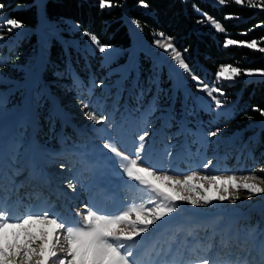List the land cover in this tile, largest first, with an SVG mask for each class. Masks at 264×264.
<instances>
[{"label": "rangeland", "instance_id": "rangeland-1", "mask_svg": "<svg viewBox=\"0 0 264 264\" xmlns=\"http://www.w3.org/2000/svg\"><path fill=\"white\" fill-rule=\"evenodd\" d=\"M205 1L220 5L218 0ZM0 17L6 18L4 14ZM127 24L131 47L126 50L109 47L105 53H100L88 36H74L77 26L72 22L45 21L40 11L34 29L21 28L12 32H8L7 26L0 29V35L4 36L0 40V173L3 174L0 183L8 187V178L14 176L19 190L10 194L9 204L18 213L47 200L64 216L80 221L82 216L77 213L83 214L89 203L117 211L133 202H145L144 194L129 186L134 182L127 181V177L121 179L115 173L105 177L100 186H78L76 193L68 187V181L73 178V173L68 171L75 160L72 152L91 150L94 144L102 146L103 143L98 138L100 133L94 130L105 126L90 121L85 114L88 110L103 114L110 123L120 126L125 148H131L133 139L147 130L152 145L148 163L169 174L183 178L192 171L201 175L237 176L255 172L264 179V173L257 171L264 167V147L255 143L254 130L264 123L251 122L242 129L225 125L232 117L234 106L231 92L225 87L264 77L241 74L232 81L204 82L224 92L223 96L213 93L223 104L216 108L207 93L197 91L188 73L180 70L182 80L176 76L172 67L175 62L153 42L160 39L158 35L145 39L132 21ZM31 33L35 34L37 42L27 53L18 44ZM50 40H55L65 51L77 49L84 54H96L100 62L92 73L86 75L84 72L82 76L87 80H82L67 62L64 68L54 67L48 57ZM145 59L149 61L146 75L138 68V62ZM152 80L154 84H150ZM163 83H168L167 87L162 86ZM148 88L150 91L141 95V89ZM84 104H88L89 109H85ZM39 126L45 127L47 140L36 137L35 130ZM216 128L221 129L218 136H209L208 133ZM129 155L134 157L133 153ZM209 160L212 163L204 168ZM61 164L66 165L63 170ZM15 169L20 170L18 174ZM34 169L43 173L46 183L32 177ZM21 184L23 186L19 187ZM44 186L50 190L47 199L43 198ZM206 195L217 193L209 191ZM246 195V190H241L236 204L214 200L213 211L203 217L190 213L204 210L184 204L188 211L182 212L178 221L151 238L148 244L156 240L163 242L178 229L181 239L189 230L204 239L212 226L219 224L231 226L234 232H239L241 243L247 239L251 247L249 234L252 229L264 228V195L257 194L251 199H246Z\"/></svg>", "mask_w": 264, "mask_h": 264}, {"label": "snow or ice", "instance_id": "snow-or-ice-1", "mask_svg": "<svg viewBox=\"0 0 264 264\" xmlns=\"http://www.w3.org/2000/svg\"><path fill=\"white\" fill-rule=\"evenodd\" d=\"M218 2L220 5L226 4V0ZM234 2L240 6L246 3L248 8L260 7L264 10V0ZM99 6L104 9L113 7V4L111 0H99ZM138 6L147 8L148 4L145 0H139ZM4 8L5 5L0 3V12ZM225 18L232 19L231 16ZM209 19L217 32L226 31L219 22ZM0 20L3 21L0 29L7 26L8 32L23 27L14 18L0 17ZM133 23L137 28L141 27L138 22ZM84 35L90 38L100 53H105L110 47L101 44L94 34L85 32ZM157 35L160 39L153 42L175 62L172 67L176 76L182 80L180 70L188 73L195 82L197 91L207 93L216 108L223 107L222 101L213 96V93L223 96L222 89L204 83L192 71L172 37L165 36L164 33ZM3 39L4 36L0 35V40ZM233 45L264 53V47H258L256 40L246 42L228 38L224 42L226 48ZM184 51L187 52L188 49ZM241 74L264 77V70H242L231 64L221 65L216 73V82L219 83L221 79L232 81ZM154 83V80L150 81V84ZM145 91H150V88L141 89V95ZM84 108L89 109V105L84 104ZM254 111H259L264 116V110ZM85 114L94 124L105 126L94 130L100 133L98 138L103 143L102 146L94 144L91 150L85 148L72 152L75 160L68 171L73 173V178L68 181V187L76 193L78 186H100L105 177L115 173L121 179L127 177V181L134 182L129 186L138 188L144 194L145 202H133L117 211H109L96 203H89L85 205L86 211L83 214L77 213L82 216L80 221L64 216L47 200L29 206L24 213H18L9 204L10 194L19 190L14 176H10L8 187L0 183V264H264V228L252 229L249 234L251 247L248 246L247 239L241 243L239 232H234L231 226L219 224H214L204 239H199L198 234L194 236L190 230L181 239L178 229L170 233L165 241L156 240L148 244L151 238L178 221L182 212L188 211L183 207L184 204L191 205L193 209L204 210L190 213L191 215L207 216L214 209V200L236 204L241 190H246V199L257 194L264 195V179H260L255 172L237 176L201 175L198 171L180 178L148 163L152 145L149 142L151 134L147 130L133 139L131 148H125L120 126L110 123L107 117L93 110H88ZM220 131V128H216L208 135L217 137ZM129 153H133L134 157ZM211 163L209 160L203 167L208 168ZM60 167L63 170L66 165L61 164ZM116 169L119 171L116 172ZM19 171L15 169V174ZM257 171L264 173V167ZM2 175L0 173V177ZM32 177L46 183L43 173L38 170H33ZM22 186L21 184L19 187ZM209 191H214L217 195H206ZM16 203L19 204L20 201L17 200ZM253 251L256 255H253Z\"/></svg>", "mask_w": 264, "mask_h": 264}, {"label": "trees", "instance_id": "trees-1", "mask_svg": "<svg viewBox=\"0 0 264 264\" xmlns=\"http://www.w3.org/2000/svg\"><path fill=\"white\" fill-rule=\"evenodd\" d=\"M41 1L45 21L68 20L77 26L74 36L88 32L96 35L101 44L110 47L124 50L131 47L127 21L138 22L140 32L148 40L151 35L164 33L173 38L177 49L203 82L214 81L221 65L264 70V53L243 46H224L225 40L231 38L246 42L256 40L258 47H264V27H257L264 25V11L248 8L245 4L240 6L232 0H226L225 5H213L205 0H145L148 7L142 8L138 6L139 0H111L113 7L101 9L99 0H0L5 5L0 15L17 19L24 29H34ZM227 16L232 19H226ZM209 18L219 22L226 31L217 32ZM24 38L18 47L28 53L37 39L34 33ZM48 52L54 67L64 68L67 62L82 80H87L82 76L84 72L86 75L92 73L100 62L93 53L84 54L77 49L65 51L55 40H50ZM138 68L144 75L148 74V59L138 62ZM225 88L231 92L234 102L232 117L226 127L242 129L251 122L264 123V116L254 111L264 110V79L239 81ZM40 127L35 130L36 137L47 140L45 127ZM254 130L255 143L264 147V124Z\"/></svg>", "mask_w": 264, "mask_h": 264}, {"label": "bare ground", "instance_id": "bare-ground-1", "mask_svg": "<svg viewBox=\"0 0 264 264\" xmlns=\"http://www.w3.org/2000/svg\"><path fill=\"white\" fill-rule=\"evenodd\" d=\"M37 184V183H36ZM37 185H39V184H37ZM34 186V185H33ZM39 186H41V184L39 185ZM35 188V187H34ZM37 195V194H36ZM53 198H56L54 195H53ZM69 203V202H68ZM71 203V202H70ZM72 204V203H71ZM64 208V207H63ZM62 208V209H63Z\"/></svg>", "mask_w": 264, "mask_h": 264}]
</instances>
